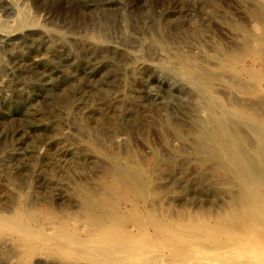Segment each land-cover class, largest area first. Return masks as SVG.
I'll return each mask as SVG.
<instances>
[{"label": "rangeland", "instance_id": "rangeland-1", "mask_svg": "<svg viewBox=\"0 0 264 264\" xmlns=\"http://www.w3.org/2000/svg\"><path fill=\"white\" fill-rule=\"evenodd\" d=\"M263 133L264 0H0V264H264Z\"/></svg>", "mask_w": 264, "mask_h": 264}, {"label": "bare ground", "instance_id": "bare-ground-1", "mask_svg": "<svg viewBox=\"0 0 264 264\" xmlns=\"http://www.w3.org/2000/svg\"><path fill=\"white\" fill-rule=\"evenodd\" d=\"M201 77V76H200ZM187 81V80H186ZM200 82V81H199ZM199 84H201V82L199 83ZM236 84V83H235ZM207 86V85H206ZM208 87H210V86H208ZM203 90V89H202ZM52 99H53V97H52ZM224 119V118H223ZM220 123V122H219ZM230 126V122H228L226 125H223V128H228V127ZM212 127V126H211ZM216 127V126H215ZM214 127V128H215ZM219 129V128H218ZM222 129V128H221ZM220 129V130H221ZM223 132V131H222ZM222 132H220V134L216 131V130H212V135H213V139L215 140V142H217V143H219V144H221L222 146H224V145H229V144H231L230 143V136H229V132L227 131V130H225V132L224 133H222ZM225 134H228V135H225ZM232 134V133H231ZM264 134V133H263ZM223 137H226V139H224ZM233 143V142H232ZM232 146V145H231ZM228 148V147H227ZM263 149V148H262ZM220 150V149H219ZM227 150V149H226ZM239 150V149H238ZM233 151V150H232ZM236 151V150H235ZM240 151V150H239ZM228 152V151H227ZM242 152V151H241ZM237 153V152H236ZM223 154V153H222ZM235 155V154H234ZM244 157H245V159H246V161L247 162H244L243 164H245V165H240L239 167H236V169L238 168V170H237V172L238 173H242L243 174V176L245 177V181H246V179L248 180V182H250L251 181V179L253 180V184L251 185L252 186V188L253 189H255V191H257L258 193H260L261 191L264 193V173H263V171H262V167H264V166H260V167H258V166H255L252 162H250L249 160H248V158L245 156V154L243 153L242 154ZM263 157H264V155H263ZM238 158V157H237ZM242 158V157H241ZM230 161H232L231 159H229ZM239 161V160H238ZM263 161H264V158H263ZM233 162V161H232ZM231 165V164H230ZM262 165H264V164H262ZM237 166V165H236ZM234 168V167H233ZM235 170V169H234ZM236 171V170H235ZM239 176V175H238ZM239 181V180H238ZM240 182H241V179H240ZM251 183V182H250ZM243 184H244V182H243ZM260 196L261 197H263L264 198V194H260ZM257 200V199H256ZM15 231H18V232H21V233H23V234H25V235H28V236H33V234H31L29 231H27L26 230V228H20L19 230H15ZM34 237V236H33ZM98 242H100V241H98ZM85 243V242H84ZM96 243V242H95ZM82 244V243H81ZM93 244V243H92ZM100 244H101V242H100ZM96 247V246H95ZM97 247H99V246H97ZM101 250H103L102 248H101ZM106 250H107V248H106ZM106 250H104V251H106ZM115 251V250H114ZM121 251V250H120ZM215 251V250H214ZM96 252H98V251H96ZM108 252V251H107ZM111 252H112V250H111ZM95 253V252H94ZM102 253V252H101ZM101 253H99V254H101ZM115 253V252H114ZM119 253V252H118ZM216 253V252H215ZM103 254V253H102ZM105 254H107V253H105ZM105 254H104V256H105ZM92 255V254H91ZM217 255V254H216ZM94 257V256H93ZM100 257H102L101 255H100ZM107 257H113L112 255H109V256H107ZM225 258V257H224ZM110 259H112V258H110ZM227 259V258H226ZM116 260V259H115ZM219 260H220V258H219ZM228 260V259H227ZM112 261V260H111ZM209 261H211V260H209ZM221 261V260H220ZM222 261H223V259H222ZM231 261V260H230ZM234 261V260H233ZM135 262V261H134ZM203 262V261H202ZM235 262V261H234ZM201 263V262H200ZM210 263V262H209ZM212 263V262H211ZM223 263H225V261L223 262ZM250 263V262H249ZM117 264H119V263H117ZM120 264H121V262H120ZM205 264V263H204ZM208 264V263H207ZM218 264V263H217Z\"/></svg>", "mask_w": 264, "mask_h": 264}]
</instances>
